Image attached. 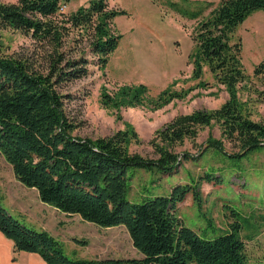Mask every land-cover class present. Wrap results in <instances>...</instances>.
Masks as SVG:
<instances>
[{"label": "trees", "instance_id": "obj_1", "mask_svg": "<svg viewBox=\"0 0 264 264\" xmlns=\"http://www.w3.org/2000/svg\"><path fill=\"white\" fill-rule=\"evenodd\" d=\"M68 2H0V28L18 29L36 41L56 47L66 31L64 23L91 30L90 52L96 56L99 68H104L121 38L113 19L126 11L109 7L108 0H91L87 6L65 15L59 6ZM212 5L200 2L190 12L178 8L177 12L191 19L201 17L191 35L194 49L188 55L193 77L201 78L207 67L215 80L226 87L229 97L216 109L176 115L157 129L155 139L159 142L151 141L157 158L129 150L131 141L137 140L132 128L94 139L72 134L74 123L65 113V96L57 87L88 74L89 61L85 57L66 58L56 51L50 56L47 71L42 72L27 60L0 54V154L11 165L15 178L35 188L42 202L67 215L78 214L103 227L123 225L138 255L70 257L61 241L48 231L27 227L0 204V230L13 241L15 250L37 253L46 264L264 263L263 259L252 260L247 253L245 239H253L259 226L254 216L242 217L231 208L233 221L229 229L216 236L198 233L183 224L177 213L178 204L188 193L199 199L197 184H177L167 196H146L139 202L126 198L132 179L128 175L130 167L173 171L179 165V155L170 148L185 138L194 139L200 128L213 122L220 124L223 136L240 146L241 152L229 157H241L264 147V123L245 116L236 96V86L247 75L241 62V43L234 38L235 28L246 17L255 10L264 11V0H219ZM253 73L264 84V59ZM144 90H148L146 85L138 84L123 86L120 91L122 96L129 95L130 104H135L142 102ZM169 93L164 89L158 94L159 106L175 97ZM102 97L104 104L119 103L118 94L111 97L103 93ZM208 147L223 150L221 141L216 139H209ZM183 155L184 159L189 158L188 154ZM203 178L210 182L215 175L205 173ZM257 219L264 221V213ZM241 232H245L244 238Z\"/></svg>", "mask_w": 264, "mask_h": 264}, {"label": "rangeland", "instance_id": "obj_2", "mask_svg": "<svg viewBox=\"0 0 264 264\" xmlns=\"http://www.w3.org/2000/svg\"><path fill=\"white\" fill-rule=\"evenodd\" d=\"M90 1L69 0L63 13L68 15ZM167 1L169 4L166 0H108L109 7L125 10L126 14L113 19L121 38L104 68H99L96 56L90 52L91 30L70 27L68 23H64L66 31L58 47L36 41L18 29L0 28V54L27 60L42 72L47 71L50 56L56 51L66 58L85 57L89 61L88 74L57 87L65 96V113L74 123L72 134L94 139L132 128L137 140L131 141L129 150L157 158L151 142H159L155 139L157 129L176 115L216 109L229 97L226 87L215 80L207 67L201 78L193 77L188 55L194 49L191 35L201 17L191 19L177 12V8L190 12L195 3L208 1L215 5L219 0ZM234 38L241 43V62L247 75L236 86L238 102L245 116L264 123V84L253 73L264 59V11L255 10L246 17L235 28ZM138 84L146 85L148 90L141 93L142 102L130 104L131 98L122 96L121 87ZM164 89L175 97L159 106L157 96ZM103 93L111 97L118 94L119 103L104 104ZM209 139L221 141L223 150L208 147ZM170 149L179 155L178 167L167 173L130 167L128 175L132 179L126 198L139 202L146 196H167L177 184H197L199 199L188 193L178 204L177 213L183 224L198 233L216 236L229 229L233 221L231 208L242 217L254 216L259 226L253 239H245L247 253L252 260H264V221L257 219L264 213V147L241 157H229L240 153V146L223 136L220 124L213 122L200 128L194 139L185 138ZM184 153L189 158L184 159ZM205 173H214L215 179L206 181ZM0 204L27 227L48 231L61 241L70 257L138 255L123 225L99 226L42 202L35 188L15 178L11 165L1 154ZM244 233L241 232L243 238Z\"/></svg>", "mask_w": 264, "mask_h": 264}, {"label": "crops", "instance_id": "obj_3", "mask_svg": "<svg viewBox=\"0 0 264 264\" xmlns=\"http://www.w3.org/2000/svg\"><path fill=\"white\" fill-rule=\"evenodd\" d=\"M0 264H46V262L37 253L15 250L13 241L0 230Z\"/></svg>", "mask_w": 264, "mask_h": 264}, {"label": "built area", "instance_id": "obj_4", "mask_svg": "<svg viewBox=\"0 0 264 264\" xmlns=\"http://www.w3.org/2000/svg\"><path fill=\"white\" fill-rule=\"evenodd\" d=\"M65 7H66V4L65 3L60 4L59 11L60 12H64L65 11Z\"/></svg>", "mask_w": 264, "mask_h": 264}]
</instances>
